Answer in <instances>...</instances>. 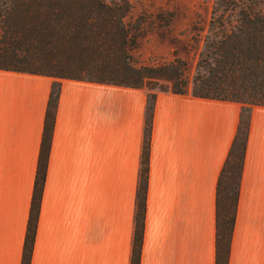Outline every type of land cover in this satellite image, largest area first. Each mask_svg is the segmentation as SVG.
<instances>
[{
  "label": "crops",
  "instance_id": "obj_1",
  "mask_svg": "<svg viewBox=\"0 0 264 264\" xmlns=\"http://www.w3.org/2000/svg\"><path fill=\"white\" fill-rule=\"evenodd\" d=\"M54 77L0 68V264H19ZM145 86L59 90L29 264H129ZM241 102L156 90L138 264H215V184ZM226 264H264V104H252Z\"/></svg>",
  "mask_w": 264,
  "mask_h": 264
},
{
  "label": "trees",
  "instance_id": "obj_2",
  "mask_svg": "<svg viewBox=\"0 0 264 264\" xmlns=\"http://www.w3.org/2000/svg\"><path fill=\"white\" fill-rule=\"evenodd\" d=\"M129 7L127 0H0V68L54 77L19 264H29L61 77L147 88L129 264H138L140 254L155 91L241 102L215 184V264L227 263L249 110L264 104V0L213 1L190 76L177 57L133 63L137 28L124 18Z\"/></svg>",
  "mask_w": 264,
  "mask_h": 264
},
{
  "label": "rangeland",
  "instance_id": "obj_3",
  "mask_svg": "<svg viewBox=\"0 0 264 264\" xmlns=\"http://www.w3.org/2000/svg\"><path fill=\"white\" fill-rule=\"evenodd\" d=\"M127 1L130 7L124 18L137 28L136 45L130 49L133 63L151 65L177 57L190 76L214 0Z\"/></svg>",
  "mask_w": 264,
  "mask_h": 264
}]
</instances>
